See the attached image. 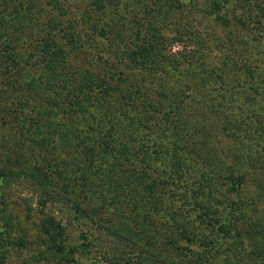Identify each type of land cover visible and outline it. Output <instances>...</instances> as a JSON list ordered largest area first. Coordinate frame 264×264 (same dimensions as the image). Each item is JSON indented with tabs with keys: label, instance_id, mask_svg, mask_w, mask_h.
Returning a JSON list of instances; mask_svg holds the SVG:
<instances>
[{
	"label": "trees",
	"instance_id": "obj_1",
	"mask_svg": "<svg viewBox=\"0 0 264 264\" xmlns=\"http://www.w3.org/2000/svg\"><path fill=\"white\" fill-rule=\"evenodd\" d=\"M142 1L151 4L148 7L151 13L142 12V19H139L131 16L136 12L132 11L133 7H139L136 3L128 8L130 0L119 3L118 0H89L91 14L83 10L79 16L64 15L58 0H0V125L13 128L11 155L16 159L22 155L32 158L25 164L31 176L36 174L35 184L41 188L44 181L50 183L51 189L46 195L67 208L69 219L83 227L80 229L82 237L86 233L93 234L85 221L100 228L106 239L96 237L94 240L100 244L110 243H106L108 250L105 246L99 250L101 264H162L155 257L151 259L152 255L141 241L138 242L136 235L125 233L126 228L124 232L116 230L112 219L103 215L111 210V217L113 214L121 216V207L126 208L124 211L129 215L132 208L148 209L147 214L153 215L150 221L159 214L158 223H168V227L173 225L171 228L178 230L171 235L176 236L173 243L184 240L185 245L195 243L199 246L195 262L200 264H256L257 258L264 264V245L260 250H256L255 244L250 245L249 254L231 246L234 241L246 240L244 237L252 242L259 238L264 243V224L252 217L250 223L247 222L252 213L241 205L243 201L238 196L247 175L236 167L240 166L238 160H252L259 164L256 169L260 167L264 172L263 125L254 122L253 130L247 128L250 133L244 131L241 140L233 137L232 127H227L233 124V120L227 119L232 113L220 111L222 130L228 128L229 136L237 141L243 156L233 159L237 161H232L229 167V179L219 173L199 171L195 181L191 159L186 158L190 152L188 155L182 153L184 147L179 144L186 141L183 137L189 134L181 127V120L168 96L160 92L145 93L143 80L139 84L131 77L133 98L121 97L117 102L110 93L116 88V82L123 79V74H127L111 62L123 53L130 54V61L137 67L146 61L152 64L161 61L155 66L173 72L182 62L186 65H191V60L195 62L192 56L195 45L187 43L185 27L179 22L174 35L182 42L178 54L162 47L155 48L153 42L136 39L135 32L141 31L133 28L135 22L147 27L161 19L159 9L165 8L168 12L173 7V0ZM211 3L206 0L201 11L222 18L227 24L224 25L231 29L244 26L247 30L248 24L256 27L264 20V0H213V5ZM113 4L118 5L114 10ZM234 8L237 14L232 12ZM30 11H35L41 21ZM229 32L230 38L235 40L237 34L230 29ZM101 35L103 39L109 35L117 45L111 49L108 43L103 51L96 49ZM236 44L235 48L245 51L242 43ZM18 50L22 53L18 54ZM260 57L264 64V51ZM115 72L119 76L115 77ZM212 76L222 85L221 73ZM260 76L264 90V70L248 74V77ZM112 79H115L113 87L110 85ZM105 88H109L107 93H104ZM219 88L225 92L223 86ZM260 114L264 115V110ZM35 146L38 151H33ZM39 159L46 166L43 170L37 169ZM159 161L165 164L159 166ZM35 162L37 165L33 168ZM246 164L250 167V163ZM175 172L181 175L190 172L193 179L177 185L173 181ZM262 172L257 173L262 175ZM7 175L6 171H0V176ZM166 187L186 201L182 208L187 207L186 212L168 206L172 199L164 193ZM189 187L196 198L205 195L214 202L196 200L184 191ZM189 208L195 210L191 219ZM209 224L211 229L206 233ZM39 227L50 244L48 248L62 252L65 241L60 237L65 229L60 222L50 217L42 220ZM3 237L0 230V264H4L3 254L9 244L22 247L33 243L19 236L6 240L8 243L4 246ZM67 244L68 258L74 263H77L79 252L89 250L88 245ZM222 244L228 245L224 254L220 253ZM127 251H130V258L125 259L122 254ZM69 260H64L63 264H70ZM98 263V259L90 261V264Z\"/></svg>",
	"mask_w": 264,
	"mask_h": 264
},
{
	"label": "rangeland",
	"instance_id": "obj_2",
	"mask_svg": "<svg viewBox=\"0 0 264 264\" xmlns=\"http://www.w3.org/2000/svg\"><path fill=\"white\" fill-rule=\"evenodd\" d=\"M119 1L123 2L125 0H118V3ZM205 1L173 0L172 10L170 9L167 12L165 8L159 9L158 15L161 19L153 21V24L147 27L141 26L139 22L138 24L135 22L136 24L133 26L134 29L137 28L136 30L141 31L135 32L138 34L136 35L138 41L143 39L144 41L153 42L155 48L162 47L167 49L169 53L178 54L182 49V42L175 39L174 35L177 22L181 23L185 27L187 43L195 45V52L192 55L195 62L191 60V65L182 62L179 69L174 72L155 66V63L158 62L159 64L161 61H155L154 64L146 61L143 66L139 65L140 67H137L130 61V54L126 53L118 56V60L115 58L111 61L127 73L123 74L122 80L116 82V88L110 90L117 102L122 100L121 97H134V86L130 84L133 79H130V77L136 79L137 83L143 80L142 88L145 93L160 92L168 96V101L175 107V113L181 120V127H184V130L189 134L188 137H183L186 141L179 144L184 147L181 150L182 153L188 155L190 152L186 158L191 159L189 163L193 167L195 181L198 180L195 175L199 171L219 173L230 178L229 167L232 166L234 161H237L233 159L235 157L239 159V156H243L242 151L237 147V141L229 136L228 128L227 131L222 130L220 111L223 112L224 110V112L229 111V114L232 113L227 119L233 120V124L227 127H232L235 131L233 137L236 136L241 140H243V136L241 138L240 135L245 134L244 131L250 133V130H253L254 122L264 127V115L260 114L264 110V90H262V84L260 83L261 76L248 77L250 71L260 73L261 69L264 70L263 58L260 57L261 52L264 51V20L260 24L254 23L256 27L252 23L248 24L247 30H244V26H238L236 30L231 29L230 26H225L227 24L222 18L201 11ZM209 1L213 5V0H207L208 3ZM58 2L64 15L79 16L83 10L91 14V8L87 5L89 0H58ZM130 3L128 8L136 3L139 7L137 8L136 5L133 7L132 11L136 10V12H132L131 16H134V18L142 19L141 16L144 12L151 13V9H148L151 4H143L142 0H130ZM115 7H118V5L113 4V10ZM241 10L239 8V11ZM221 12H223L222 9ZM232 12L237 14L235 8ZM29 13L37 15L35 11ZM37 17L39 18L38 15L36 19ZM159 22L161 23L159 24ZM102 28L106 29L104 31L108 30L106 27ZM229 29L232 33L237 34L235 40L230 38ZM107 36L103 39L104 36L101 35L96 49L100 48L103 51L108 43H110L111 49L114 48L113 45H117L114 43L115 39ZM236 42L242 43L245 51H239L240 49L235 48L236 45L238 46ZM21 53L22 51L18 50V54ZM120 57L122 58L120 59ZM223 71L225 72L224 77ZM117 73H113L115 77L118 75ZM215 73H221L222 85L221 82H218L219 80L214 81L215 76H212V74ZM146 75H148L149 80L145 79L147 78ZM175 75L178 76V79ZM208 80L210 81L209 84ZM111 82L113 84L110 85L113 87L115 79H112ZM216 85L223 86L225 92L222 93L221 88L218 89L219 86L216 87ZM192 87H196V89ZM108 89L105 88L104 93H107ZM221 95L222 98H220ZM130 102H132L131 99ZM137 107L139 108V106ZM130 108H132L131 105ZM237 128L241 130H235ZM247 128H250V130L247 131ZM13 134V128L0 125V171L8 173L7 176H0V230L5 237V239L3 237L4 246L8 243L6 240L19 236H23V238L33 241V243L22 247L13 243L9 244L4 252L5 254H3L5 255L3 256V263L56 264L57 262L63 264L64 260H69L70 251L67 247V243H69L72 246L79 247L80 245H88L89 248L87 253L85 251L79 252V256L76 258L77 263L69 260L71 261L70 264H90V261L94 259H98V264H101L99 252L103 246H105V250H108L106 243L107 245L110 243L106 241V243L101 242L100 244L94 239L100 237L105 240L106 236L99 231L100 228L97 229L96 226L91 225L90 221L84 223L90 227L89 231H92L93 234L86 233L84 237L80 235V229H83V227L69 219L67 208L60 201L56 200V202L46 195L51 189L50 183L44 181L41 188L35 184L34 176L36 174L34 173L31 176V172L27 170L25 164L28 159L32 161V158L28 157L26 159L28 155H22L16 159V156L11 155ZM34 148L33 151H38V146ZM34 156L38 157L36 154ZM42 160L45 163L43 158ZM238 162L240 166H236L239 168L237 171L247 175V181L243 183L244 188L241 189V193L238 195L243 201L241 205L246 210L250 209L252 213L248 216L247 222L250 223L249 219L252 217L258 219L259 224H264V174L257 173L258 171L262 172V170L260 167L256 169L259 164L252 160L251 162L238 160ZM44 163L40 160V166L37 169L43 170L44 167L46 168ZM246 163H250V167ZM158 164L163 166L165 163L159 161ZM36 165L35 162L33 168H36ZM60 165H63V163ZM101 166L103 167L104 163ZM248 175L250 178H248ZM192 179L190 172L184 175L175 172L173 175V181L177 185H180V183L186 184ZM237 187H240V185H237ZM190 188H184V191L191 194L196 200L214 202L205 195H197L196 198L194 190ZM164 193L172 199V202L168 204L169 207L174 208L176 211H185L187 207L184 210L182 208L186 205V201L183 202L178 194L168 191L167 187ZM120 209L118 208L122 212L121 216L113 214L111 217V210L103 215L112 219L111 224L115 226L116 230L124 232L123 229L126 228L125 233L130 234L131 232L132 237L136 235L139 239L138 242L141 241L152 255L151 259L155 257L162 264H200L195 262V256L200 251L199 246L195 243L185 245L184 240L173 243L176 236L171 235L178 230L171 228L173 225L168 227L166 225L168 223H158L159 214L150 221L149 219L153 215L147 214L148 209L145 211L144 208H132L130 215L124 211L126 208L122 209L121 207ZM191 209H187L189 210L188 217L190 219L195 213V210ZM50 217L54 218L55 221H59L65 229L60 237L65 241L62 252H54L48 248L50 244L46 242L47 239L41 231V227H39L42 220ZM209 229H211L210 224L205 232L207 233ZM244 239L246 240L240 239L232 242L231 246L243 251L246 250V253L249 254L250 245L255 244L256 250H260L264 245L259 238L254 239L255 242L245 237ZM221 248H223V251L220 253L224 254V249H227L228 245L222 244ZM1 249L4 250L3 247ZM129 253L130 251L123 253V258H130ZM217 253L219 252L217 251ZM244 255L246 256L245 253ZM255 263L260 264L259 258Z\"/></svg>",
	"mask_w": 264,
	"mask_h": 264
}]
</instances>
